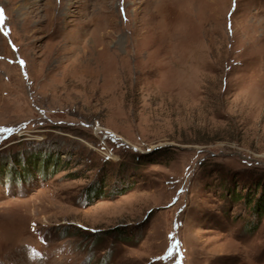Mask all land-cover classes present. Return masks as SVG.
Segmentation results:
<instances>
[{
  "label": "rangeland",
  "instance_id": "obj_1",
  "mask_svg": "<svg viewBox=\"0 0 264 264\" xmlns=\"http://www.w3.org/2000/svg\"><path fill=\"white\" fill-rule=\"evenodd\" d=\"M0 9V264H264V0Z\"/></svg>",
  "mask_w": 264,
  "mask_h": 264
},
{
  "label": "trees",
  "instance_id": "obj_2",
  "mask_svg": "<svg viewBox=\"0 0 264 264\" xmlns=\"http://www.w3.org/2000/svg\"><path fill=\"white\" fill-rule=\"evenodd\" d=\"M18 154H20V153H18ZM14 157H16V155H14ZM25 162H27V160H25ZM28 163V162H27ZM38 164V163H37ZM24 165V164H23ZM26 166V165H25ZM19 173V175H17V176H13L12 175V177L11 176H9V175H7V177H8V179L9 180H13V181H18V180H21L20 178H21V173L20 172H18ZM44 173V172H43ZM121 193V192H120ZM240 197H242L243 198V196H241V194L240 193H236V196H235V199H240ZM245 197V196H244ZM248 199L250 200V201H248ZM252 197H250L249 196V198L247 197V202L250 204L251 203V201H252ZM252 209H253V211L255 212V214L258 216H260L261 214H263L264 213V195L263 196H261V197H259V198H257V199H255V202H254V204H253V206H252Z\"/></svg>",
  "mask_w": 264,
  "mask_h": 264
},
{
  "label": "snow or ice",
  "instance_id": "obj_3",
  "mask_svg": "<svg viewBox=\"0 0 264 264\" xmlns=\"http://www.w3.org/2000/svg\"><path fill=\"white\" fill-rule=\"evenodd\" d=\"M2 16H3V10L0 9V17H2ZM21 63H23V61H21Z\"/></svg>",
  "mask_w": 264,
  "mask_h": 264
}]
</instances>
